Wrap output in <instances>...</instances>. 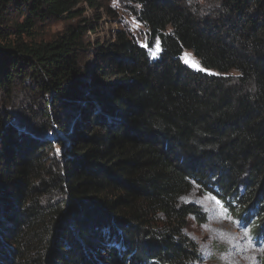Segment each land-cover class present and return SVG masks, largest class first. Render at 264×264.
Listing matches in <instances>:
<instances>
[{
    "label": "trees",
    "instance_id": "1",
    "mask_svg": "<svg viewBox=\"0 0 264 264\" xmlns=\"http://www.w3.org/2000/svg\"><path fill=\"white\" fill-rule=\"evenodd\" d=\"M129 1L147 47L38 42L77 0H0V264H202L193 187L264 248V0Z\"/></svg>",
    "mask_w": 264,
    "mask_h": 264
},
{
    "label": "rangeland",
    "instance_id": "2",
    "mask_svg": "<svg viewBox=\"0 0 264 264\" xmlns=\"http://www.w3.org/2000/svg\"><path fill=\"white\" fill-rule=\"evenodd\" d=\"M72 11L73 16L70 18L38 22L34 29V39L38 42L48 41L69 27H84L88 29L84 38L91 43L109 41L117 31L124 30L141 45H146L145 29L134 16V5L129 0H77ZM159 53L160 48L156 43L148 49L152 60L157 59ZM185 53L200 63L190 50H185L181 60L190 69L214 73L211 70H197L186 64L182 58ZM216 200L197 187H193L181 198L182 203L196 204L205 214L203 223L189 218L185 229V234L198 245L202 264H262L263 245L254 242L250 233L245 235V227L238 224L227 208L222 203H216Z\"/></svg>",
    "mask_w": 264,
    "mask_h": 264
},
{
    "label": "snow or ice",
    "instance_id": "3",
    "mask_svg": "<svg viewBox=\"0 0 264 264\" xmlns=\"http://www.w3.org/2000/svg\"><path fill=\"white\" fill-rule=\"evenodd\" d=\"M154 43H156L157 47L159 46V43H158V42H155V41H154ZM145 46L147 47V45H145ZM152 55L155 56V53H153ZM182 58L184 59V62H185L186 64L191 65L193 68H195V69H197V70H204V69H202V68L200 67V65H199L197 62H195V61L192 60L190 57H188V54H186V53L183 54V57H182ZM57 151H59V150H57ZM218 195H219V193L216 194V196H218ZM216 196H214L213 199H216ZM216 203L220 204L221 201H220V200H216ZM228 205L231 206V202H228ZM238 221H239V223H240V225H241L242 227H245V221H244L243 216L238 217ZM248 234H249V231H248V229L245 227V235H248ZM113 246H115V247H119L120 245H119V244H114Z\"/></svg>",
    "mask_w": 264,
    "mask_h": 264
}]
</instances>
